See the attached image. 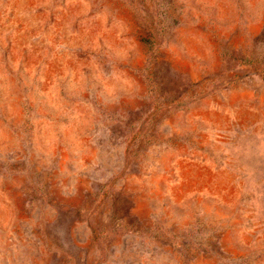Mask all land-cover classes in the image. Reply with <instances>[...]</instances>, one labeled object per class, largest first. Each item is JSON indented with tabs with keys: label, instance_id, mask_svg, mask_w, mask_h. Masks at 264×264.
<instances>
[{
	"label": "rangeland",
	"instance_id": "obj_1",
	"mask_svg": "<svg viewBox=\"0 0 264 264\" xmlns=\"http://www.w3.org/2000/svg\"><path fill=\"white\" fill-rule=\"evenodd\" d=\"M0 264H264V0H0Z\"/></svg>",
	"mask_w": 264,
	"mask_h": 264
}]
</instances>
